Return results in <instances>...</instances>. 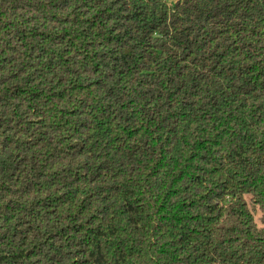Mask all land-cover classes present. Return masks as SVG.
Listing matches in <instances>:
<instances>
[{"label":"trees","instance_id":"obj_1","mask_svg":"<svg viewBox=\"0 0 264 264\" xmlns=\"http://www.w3.org/2000/svg\"><path fill=\"white\" fill-rule=\"evenodd\" d=\"M0 264H264V0H0Z\"/></svg>","mask_w":264,"mask_h":264},{"label":"rangeland","instance_id":"obj_2","mask_svg":"<svg viewBox=\"0 0 264 264\" xmlns=\"http://www.w3.org/2000/svg\"><path fill=\"white\" fill-rule=\"evenodd\" d=\"M258 217H260V214H259V216Z\"/></svg>","mask_w":264,"mask_h":264}]
</instances>
